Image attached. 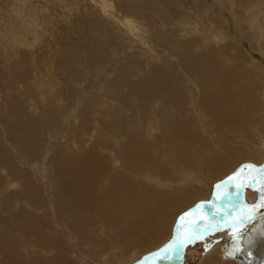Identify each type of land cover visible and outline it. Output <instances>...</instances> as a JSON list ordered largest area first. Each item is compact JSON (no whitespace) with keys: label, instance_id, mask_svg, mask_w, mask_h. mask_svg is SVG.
<instances>
[{"label":"bare ground","instance_id":"obj_1","mask_svg":"<svg viewBox=\"0 0 264 264\" xmlns=\"http://www.w3.org/2000/svg\"><path fill=\"white\" fill-rule=\"evenodd\" d=\"M89 1V6L98 12H91L90 16L84 13L83 23L95 32L92 39L97 46L86 49L88 60L84 62L75 54L65 55L67 68L62 66L59 71L70 78L86 75L89 63L93 69L114 65L117 60L113 54L120 55L118 67L113 78L106 74L112 69L101 72L105 75L102 83L108 88L104 94L78 89L75 87L80 86L76 85L78 82L74 86L70 79L60 87L62 92L51 85L50 104L46 96L41 107L29 97L31 112L40 113L36 117L39 122L28 114L25 120L17 122L15 107L19 102L10 103L9 109L13 110L7 120L9 139L16 147L20 142L27 156L38 157L33 161L54 151L53 175L60 185L54 176L50 178L55 204L49 210L52 220L46 221L40 212L42 194L33 182L37 179L17 168L15 162H9L7 151L0 145V168L9 166V176H4L6 181L10 183L11 177H15L16 183L23 185V196L28 198V203L16 211L13 207L19 204L18 200L15 203L7 197L0 202V264H145L155 250L173 239L175 221H182L184 213L195 210L197 204L213 200L218 182L243 163L255 168L234 183L224 198V210L235 217L243 208L251 215V206L264 194L261 191L264 171L260 170L264 167V5L260 17L256 14L257 7L254 9L250 3L251 7H245L244 0H210L216 12L196 7L179 23L186 34L196 36L184 42L161 31L157 27L161 21L159 12H144L151 6H141L139 3L143 1L122 5L113 0ZM258 1L260 4L261 0ZM228 6L250 12H235V9L228 16L221 10ZM37 10L32 0H19L14 6L11 14L20 25L6 24L0 29L3 55L8 49L15 51L17 45L32 48V32L19 27L31 28L34 24L40 27L37 17L29 15ZM156 16L159 21L155 20ZM100 17L105 20L104 26L99 22ZM106 22L118 33L116 43L104 38ZM70 24L76 30L79 27ZM79 38V43L84 44L85 40ZM169 41L174 46L172 57L159 47ZM126 43L135 45L148 60L128 54L130 46H125ZM103 55L104 61L100 63ZM160 55L163 57L159 58ZM149 60H165L162 62L165 65L150 69L147 77L136 80L140 71L147 72ZM65 68L70 69L68 73ZM184 83L187 85L183 86ZM124 87L137 102L129 96L120 99L126 108L136 109L137 113L128 110L138 115L137 121L127 122L129 118L124 120L119 112L105 110L101 114L105 117L102 130L92 129L90 123L95 119L97 105L109 96L117 99L113 93L123 94ZM156 101L161 105L154 116L150 104ZM75 114L80 119L73 127L74 134L81 139L78 137L73 143L66 140L67 148L83 149L89 145L86 155L71 158L55 142L57 145L53 147L44 145L39 157L42 141L37 136L50 133L49 140H57L59 128L68 126ZM106 116L110 121H106ZM40 122V129L34 126L26 130ZM83 136H86L84 140ZM96 136L98 140L94 139ZM121 136L124 142L119 140ZM64 137L61 136V141ZM98 144L102 146L100 150ZM163 156H168V160ZM35 164L38 167V162ZM175 171L180 172L179 178L170 180L175 185L162 179H172ZM246 176L248 179L244 180ZM3 182L0 176V187ZM127 199L130 200L125 202ZM215 223L224 225V216ZM209 230L206 238L186 242L181 264H264V208H259L255 218L242 228L222 226L219 231ZM235 232L240 233L238 244L233 238ZM237 247L239 251L235 250Z\"/></svg>","mask_w":264,"mask_h":264},{"label":"rangeland","instance_id":"obj_2","mask_svg":"<svg viewBox=\"0 0 264 264\" xmlns=\"http://www.w3.org/2000/svg\"><path fill=\"white\" fill-rule=\"evenodd\" d=\"M18 1L19 0H0V19L3 21L2 22L0 20V29L5 28L6 24H12V25L16 24L15 16H13V14L11 13L13 12L12 10L14 6L16 7ZM113 1L118 5H122L124 4V2L126 3L129 1H136L138 3L143 1L142 3H139L140 5L142 4L141 6L143 7L145 5L151 6V7H148V8H151L150 10H147L144 12H151V11L159 12V15L161 16V21L159 24H157V27L161 31L165 32L166 34L171 33L173 36H176L177 38H182L183 40H185L184 42H186V40H190L196 37L195 35H193V33L186 34L183 31V27L179 25L181 21H185L187 12H192V10H195L197 8H204L207 12H210V13L216 12V9H214L216 7L212 6L213 1H210V0H156L157 2L154 1L152 3L151 1L153 0H113ZM244 1L246 3L244 4L245 7L253 6L254 9H256L257 7L256 14L260 17L263 16L261 11L264 5V1L261 0L260 4H258L260 2L258 0H247V1L244 0ZM90 3L91 2L89 0L87 1L85 0H32V4L39 10H37V12H31V14L29 15L33 16L35 19L37 17L40 27L38 26L34 27L35 24L31 28H29L27 25L25 27H19V30L23 29L24 31L29 30L28 32L30 33L32 32L30 35V38H32V42H34L32 43L33 44L32 48L27 47L28 45L27 46L17 45L18 47L16 46L17 49H15V51H13V49L12 50L8 49L5 55H3L5 51L2 52L0 49V132L3 133V134L2 133L0 134V140H1L0 145L4 146L5 150L7 151L6 158L8 159L9 162H12L13 164L15 162L14 165H16L17 168H20L21 170L28 173L29 175L32 174V176L33 177L35 176V178L37 179V181L34 180L33 182L39 188V191L42 194V200L41 199L40 200L41 202L43 201V205L41 207L40 212L44 214V216L42 214L41 216L46 221L52 220V214L50 213L49 210H51L52 205L55 204L54 203L55 201L53 198V195L55 196V192L53 191V188L52 190H50L49 188L51 184H52L51 186H53V182L50 180V178L54 176V179L59 184L58 179L55 178V175H53L54 172H56V169H54L51 163V160H52L51 158L54 157L55 152L51 151L50 154L48 153L43 158L37 159L38 161L37 160L33 161L32 160L33 158H38V157L37 156H30V157L27 156L25 154L26 150L21 144H19L20 142L17 143V147H16L15 146L16 144H14L9 139V136H8L10 135V133H8L9 128H8L7 120L10 119L11 111L13 110L12 108L9 109V107H11L10 105L12 104L13 101H16V103L18 102L20 103V105H18L19 103L16 104L17 106L15 107L17 115H15L16 118L14 120H16L17 122H21L22 120H25L26 118L25 116L27 114L28 116H32V120L38 121L36 117L39 116L40 113L37 114L35 112L34 113L31 112L32 108L29 105L31 103L30 98H32L34 102H38L39 107H41V105L43 104L44 96H46L49 101L48 103L50 104L51 96L49 95V90L53 87L51 86L52 84L57 86V88H60V87H64L67 84V82L70 79H72L74 86H75L76 81L79 83V84L78 83L76 84V85H80L79 87L75 86L78 89H86L89 92L97 90L95 91V93H98V94H101V93L104 94L108 91V88L106 87V85L102 83V79L104 78L105 75L102 74L101 72L112 69L111 71L106 72V74L108 76L111 75L113 78L114 70H116V68L118 67V58L120 57L119 54L118 55L113 54L114 60H117L116 62L114 61V65L109 64L107 65V67L103 69H93L90 67L91 63H89L87 66V70L89 71V73L86 75H80L78 77L70 78L66 75H63L62 72L59 71V68L62 66L67 68V65L64 63L65 55L66 56L76 55L77 56L76 58H78V60L84 62L83 60H86V59L88 60V57H85L87 55L86 49L92 50V48H95L97 46L96 44L94 45L93 39H92L93 34H95V32L92 33L89 30L88 25L83 23L84 22L83 16L85 15L84 13H87L89 15V13L91 12H98L97 9L89 6ZM206 3H209V4H206ZM249 3L251 6L249 5ZM181 5H185V7L187 8L185 9L180 8ZM260 5L262 6L260 7ZM209 6H211L213 9H211V7ZM145 8L147 7L145 6ZM153 8H155V10ZM221 10L222 12L227 13L228 16H229V12H234L233 10H235V12H244V11L250 12V11H247L249 9L236 8L235 6L232 8L230 6L224 7ZM98 16H100V13H98ZM155 20L159 21V17L156 16ZM104 21H105L104 19L99 21L102 24V26H104ZM70 23L79 25L78 29L76 30L72 28L73 26ZM17 24H16L17 26L20 25L19 23ZM105 28L107 31L105 32L106 37L104 38L105 39L107 38V40H109L111 44L116 43V41L118 40L117 39L118 33L114 29V26L111 25L109 28V23L106 22ZM228 34H231V33H228ZM79 37L85 40L84 48H82L84 44L79 43V40H80ZM187 44L188 42L185 45ZM125 46H130V45L126 43ZM107 47L108 46L106 45L105 46L106 49L104 53L107 51ZM159 47L165 50L166 52L164 51V53L168 55L169 57L175 56L174 46L171 41H169V44L164 42L163 45H160ZM127 50H128V54L131 55L133 53L132 55L133 57L138 56L137 58L141 59L142 61L148 60L144 58V54L142 51H140L138 48L135 49V45H133V47L130 46ZM159 53H162V51H160ZM162 57H163L162 55L159 56V58H162ZM173 60H176V59L173 58ZM103 61H104V55L100 63H102ZM164 61L152 60L151 62H148L147 72L145 73V70L140 71L139 77L136 80H139V79L141 80L147 77L149 75L148 72L150 71V69L151 71L157 70L158 69L157 67H162L163 65H165V64H162V62ZM66 68L64 69V71L68 73L70 69H66ZM19 72H24V74H21ZM15 74H17L18 76L14 77ZM48 76L50 78H48ZM108 80L110 81L111 77H108ZM186 85L187 84L184 83L183 86H186ZM31 86H35V87H31ZM97 87L99 88L97 89ZM44 88H45V92H44ZM61 89L62 88L58 90L62 92ZM123 90H125L123 94L122 93L115 94V92L113 93L112 96L117 97V99L109 96V97H106L100 104L97 105L96 110H95V119H92V122L90 123L92 129L96 127L98 131L102 130V124H103V121H105V117H102L101 114L105 112V110L111 113L119 112V115L122 114L121 116L123 117L124 120L129 118V120H126L127 122L137 121L138 115L132 114L131 111L128 110V109H132L135 113H137L136 109L130 108L129 106L128 108H126V105L124 104L125 102H122L120 99V98H124L125 96H129L130 98H132L133 102H137L135 99V96L128 94L125 87L123 88ZM13 92H16V94L13 95ZM83 104L84 103H80V107L83 106ZM160 105L161 103L159 101H156L150 104L151 111L155 113L154 116H156L157 111L160 108ZM7 109L9 110L7 111ZM154 116L152 115L153 119L156 118ZM73 118H71L70 124L68 126L66 127L63 126L59 128L62 131V133L61 131H57L58 132L57 140H52V141L49 140L50 133L37 136V140L41 139L42 141V145L39 147L40 149L39 154H38L39 157H41L44 145L48 147L49 146L53 147L54 144L57 145L55 142H58V144L62 146L63 150H65L67 155L71 156V158L76 159L77 156H80L82 154L83 156L86 155L85 153L89 145H87L83 149H79L78 146H76V148L73 147L70 150L67 148L66 140H70L73 143L75 142L76 138L79 137L78 135L74 134L75 131L73 127H76L77 124H79L78 119H80V115L75 114ZM110 119L111 118L109 116H106V121H110ZM95 122H97L98 125H96ZM139 124H141L140 119L138 122V126ZM34 126L40 129L41 122L38 124H32L28 126L26 130ZM151 131L154 132V130H151ZM52 132L54 131H51V133ZM143 133L144 132L142 130V134ZM52 134L55 135L54 133ZM62 135H65V137L61 141ZM85 137L86 136H83V140ZM94 139L98 140L99 137L96 136L94 137ZM119 140L121 142H124V136H121ZM101 148L102 146L98 144L97 149L100 150ZM155 156L158 159L157 155ZM167 157L163 156L165 160H168ZM25 159H27L28 161H26ZM17 161H18V164H16ZM9 162L6 164L9 165ZM37 162L39 164L38 167L35 166L36 165L35 163ZM175 163H176V160L174 161V164ZM181 164H183V162ZM248 165H251V164L243 163L230 176L218 182V184L221 185V188L220 189H217V187L215 188V192H214L215 196L213 200H210L213 203H208L209 201H205L203 203L197 204V205H200L199 208H197V205H196L195 210L190 209L187 211V212L192 213L191 216L186 217L182 221L176 220L174 224V231L172 234V236L174 235L172 237L173 239L169 240L166 244L160 246L157 250H155V252H153V255L150 258L148 257L147 259L148 262L145 264H181L182 263V251L186 246L185 245L186 242L188 243V241L184 239L186 234L188 232H192V233H195V235L192 238H202V239L206 238L209 235L208 232L210 231L209 230L210 228L208 227V222L209 220L216 222L217 219H220V220L223 219V212L221 210L225 209L224 198L227 196L228 192L230 191L234 183H238V180L241 179L243 174L245 173L251 174L253 172V169L255 167L249 168L247 167ZM263 165H264V162H263ZM8 167L9 166L5 167L6 169L4 167L0 168V176L2 177L4 181L3 186L0 187V202L7 197L10 200H12V202L15 201V203H17L16 200H18L19 204H15V207H13L16 211L20 209L24 205V203L26 202L28 203V198L23 196L22 194L23 185L21 184V182L16 183V180L14 179L15 177H11L10 183L6 181V178L4 176H9L7 175L8 169H9ZM234 174H237L235 176V179L229 180L228 178L232 177ZM179 175H180V172L175 171L172 179L171 178H162V179H167V183H169L170 180H175L176 178H179ZM246 179H248L247 176L245 177L244 180ZM224 182H227V183L225 184ZM170 184L175 185L174 183H171V182ZM129 200L130 199H127L125 200V202H128ZM213 204L216 205L215 208L213 207ZM122 205L124 208L128 207V204H122ZM25 209H29V208H25ZM216 212H221V215L218 217L215 216ZM182 225L183 226L185 225V226L183 227ZM1 227H2V224H0V228ZM48 232H51V231L48 230Z\"/></svg>","mask_w":264,"mask_h":264},{"label":"snow or ice","instance_id":"obj_3","mask_svg":"<svg viewBox=\"0 0 264 264\" xmlns=\"http://www.w3.org/2000/svg\"><path fill=\"white\" fill-rule=\"evenodd\" d=\"M247 167L251 168V167H254V166L248 165ZM260 170L264 171V167H262ZM236 175L237 174H234L232 177H229L228 179L229 180H233V179H235ZM224 183L226 184L227 182H224ZM216 187H217V189H220L221 185L217 184ZM241 187H243V185H241ZM261 191L264 192V189H261ZM208 203H213V202L209 201ZM199 207H200V205H197V208H199ZM213 207L215 208L216 205L213 204ZM245 208H247L246 205H245ZM251 208H252L251 215L248 213V211H246L245 209L242 208V209L238 210V214L235 217L231 216L229 214L228 210H221L223 212V216H224V220H225V224L222 225V226L223 227H228L229 229L235 230L238 227L242 228L247 222H250L252 219H254L256 211L259 208H264V194L261 195L259 202L257 204H255V205H252ZM191 215H192L191 212H187L181 217V220H184L186 217L191 216ZM220 215H221V212H216L215 213V216H217V217L220 216ZM222 226L218 225V223H215L212 220H209V222H208V227L211 228L214 231H219ZM194 235H195V233L188 232L186 234V236L184 237V239L187 240L188 242H192V237ZM233 238H234V241H236L237 244H238V241H239V238H240V233L239 232H235ZM181 242H183V241H181ZM235 250L239 251L240 249H239V247H237ZM228 254L231 255V253H228Z\"/></svg>","mask_w":264,"mask_h":264}]
</instances>
